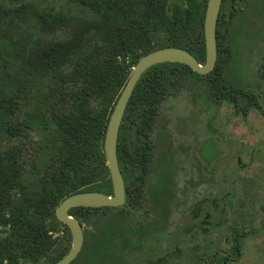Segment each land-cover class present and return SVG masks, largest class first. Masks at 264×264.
Masks as SVG:
<instances>
[{"label":"trees","instance_id":"16d2710c","mask_svg":"<svg viewBox=\"0 0 264 264\" xmlns=\"http://www.w3.org/2000/svg\"><path fill=\"white\" fill-rule=\"evenodd\" d=\"M206 4L68 0L58 7L52 0H0V264H53L69 251L71 234L55 208L77 192L112 193L104 136L132 67L169 46L186 49L203 63ZM228 4L221 2L211 72L201 75L185 64L162 62L138 78L117 135L125 204L68 211L93 226L90 239L108 231L100 217L129 216L132 206L143 205L155 151L151 132L168 95L189 78H203L209 97L237 102L236 89L225 85L231 58L225 39ZM86 243L85 233L83 249L70 264L78 262Z\"/></svg>","mask_w":264,"mask_h":264},{"label":"flooded vegetation","instance_id":"af4514ba","mask_svg":"<svg viewBox=\"0 0 264 264\" xmlns=\"http://www.w3.org/2000/svg\"><path fill=\"white\" fill-rule=\"evenodd\" d=\"M227 12L229 27L226 29L225 39L231 49V58L225 66L224 73L227 80L225 85L229 90L236 89L237 102L233 100H222V102H231L236 106L240 100L239 97L246 99V105L242 107V113L245 115L251 105L262 107L260 106L262 96L259 90H264V0H229ZM239 18L245 23L244 34L249 35L248 40L246 39V50H252H249L247 59H243L240 65H236L234 73L236 76L231 79V76L228 78L226 74L233 57L231 42L234 33H237L235 21ZM254 26L256 27L255 35L251 34ZM252 40L253 45H251ZM255 48L258 52L254 57L252 54ZM245 76L253 77V81L245 80ZM177 92L168 96L176 95ZM247 95L253 98L251 103ZM210 101L218 103L215 98ZM152 132L151 141L155 145V151L143 189V205L132 206V214L129 216L100 217L101 228L108 231L98 234L99 240L96 241L90 239L92 238L90 230L94 229L93 226L86 222L81 223L83 245L86 233L88 246L76 263L84 264L96 258L97 264H264V233L250 230V227L241 220L242 212L239 210L242 205H249L251 208V195L253 196L254 193L249 192L247 194L249 196L246 195L247 199L242 201L237 199L235 184L240 177H236L238 174L236 167L235 170L232 166L226 168L224 179L226 187L221 190V193H213V186L202 196L197 192L193 193L194 196L192 195L190 200L179 204L175 217L173 210L176 207H173L175 199L172 191L176 188L171 186V179L168 177H171L168 163L161 161V167L157 170L160 178L154 179L151 186L148 185L151 173L154 172V160L156 162L157 157ZM238 152L235 153L236 156H232V160L236 161L237 168L243 169L244 165L239 159L241 153ZM229 157L231 159V155ZM197 160L200 162L199 158ZM216 161L214 158L211 165H215ZM164 176L168 177L169 182L163 180ZM213 182L214 179L209 184ZM252 191H255V187H252ZM134 196L132 194V197ZM126 197L125 190V201ZM125 201L121 206L125 204ZM139 209H143V216L138 218L135 214ZM228 209H231L233 218L229 217ZM260 209L262 214L260 226H264V194ZM126 229L129 231H124ZM255 240L261 241L262 245L249 251V248H246L247 243Z\"/></svg>","mask_w":264,"mask_h":264},{"label":"rangeland","instance_id":"374dc122","mask_svg":"<svg viewBox=\"0 0 264 264\" xmlns=\"http://www.w3.org/2000/svg\"><path fill=\"white\" fill-rule=\"evenodd\" d=\"M52 1L58 7L65 6L68 2V0ZM253 23L255 24L256 21ZM235 27L237 33H234V41L231 42L233 57L226 74L228 78L231 76V79L236 76L234 74L236 65L247 59L249 50H252H246V39L248 40L249 35L244 34V20L239 18L235 21ZM251 34H256L255 26L252 27ZM253 42L252 40L251 45L254 44ZM257 48L253 51L254 57L258 52ZM246 76L245 80L253 81V77ZM259 92L262 96L260 102L262 107L251 105L245 115L242 113V107L246 105V99L242 97H239L236 106L227 101L216 104L213 102V104L210 101L212 99L205 92L203 78L198 81L189 78L176 95L168 96L163 100L152 132L157 157L156 162L154 160V172L151 173L148 185L151 186L154 179L160 178L157 170L161 167V161L168 163L171 173V177H168L171 179V186L176 188L172 191L175 199L173 207H176L173 210L175 217L179 204L190 200L192 195L194 196L193 193L197 192L202 196L211 186L213 193H221L226 187L224 180L226 168L232 166L234 170L236 167L238 173L236 177H240L235 184L237 199L242 201L247 199L246 195L249 192L254 193L253 196L251 195V208L249 205L239 207L242 212L241 220L253 232L264 233V226H260L262 224L260 203L264 194V90ZM238 151L241 153L239 159L244 165L243 169L237 168L236 161L232 160V156H236L235 153ZM214 158L217 161L215 165H211ZM165 176L163 180L169 182L168 177ZM213 179V184H209ZM252 187H255V191H252ZM142 210L139 209L135 216L142 217ZM228 210V215L231 217V209ZM261 245V241H249L246 248L251 251Z\"/></svg>","mask_w":264,"mask_h":264},{"label":"water","instance_id":"95a60500","mask_svg":"<svg viewBox=\"0 0 264 264\" xmlns=\"http://www.w3.org/2000/svg\"><path fill=\"white\" fill-rule=\"evenodd\" d=\"M222 0H207L204 21L205 59L200 64L194 56L181 47H163L153 50L142 56L132 67L131 73L116 100L107 122L104 136V154L109 168L112 194L107 195L97 191L77 192L65 197L55 208V215L64 223L71 234L69 251L53 264H70L76 258L83 245L82 224L68 211L77 206L101 207L121 206L125 201L123 178L118 166L116 156L118 129L132 90L140 75L150 66L162 62H178L187 65L192 71L206 75L214 69L216 62L215 28Z\"/></svg>","mask_w":264,"mask_h":264}]
</instances>
